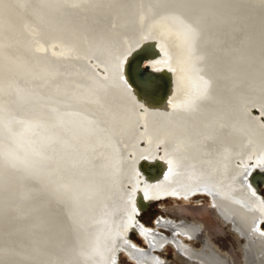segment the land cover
<instances>
[{
  "label": "bare ground",
  "instance_id": "bare-ground-1",
  "mask_svg": "<svg viewBox=\"0 0 264 264\" xmlns=\"http://www.w3.org/2000/svg\"><path fill=\"white\" fill-rule=\"evenodd\" d=\"M139 51L154 94L132 78ZM260 170L264 0H0V264H161L167 242L237 264L195 218H158L170 236L136 221L192 194L264 264Z\"/></svg>",
  "mask_w": 264,
  "mask_h": 264
},
{
  "label": "rangeland",
  "instance_id": "rangeland-1",
  "mask_svg": "<svg viewBox=\"0 0 264 264\" xmlns=\"http://www.w3.org/2000/svg\"><path fill=\"white\" fill-rule=\"evenodd\" d=\"M146 72L147 70L143 68ZM257 175V173H252V179ZM257 187V188H256ZM258 194L264 201V184L258 182L255 186ZM199 197V198H198ZM205 197V198H204ZM192 199V200H191ZM172 201V202H171ZM194 201V202H193ZM198 201V202H197ZM208 201V198L204 194H192L188 201L181 202L180 199H161L154 200L146 204V206L139 212L136 216V221L145 227L155 228L157 232L170 236V231L164 227L156 226L155 222L158 218L160 219H170L177 221L179 217H186L188 220L195 218L203 223V228L209 233L210 239L214 244V248L220 253L228 255L233 258V262L237 264H242V254L240 250V244L242 242L241 238L237 240L235 233L229 229L226 225H222L223 228L218 229V220L213 216L207 208H201ZM177 202V203H175ZM189 202V203H188ZM184 203L189 205L190 208H198L195 210H177V204L180 205ZM202 204V205H201ZM191 205V206H190ZM193 205V206H192ZM209 211V212H207ZM181 215V216H180ZM218 223V224H217ZM261 228L264 229V223H261ZM130 232V233H129ZM232 232V233H231ZM128 238L134 242L137 246L146 248V243L142 237H138V234L133 230L128 231ZM143 240V241H142ZM186 243H190L194 248H201V242L198 239L189 240L185 239ZM239 242V243H238ZM156 250V251H155ZM158 250V251H157ZM154 253L160 258L164 264H188L185 259L179 255L173 245L170 242L164 244V246L159 249H154ZM229 253V254H228ZM184 259V260H183ZM241 259V261H240ZM240 262V263H239ZM117 264H134L133 261L119 251L117 253Z\"/></svg>",
  "mask_w": 264,
  "mask_h": 264
},
{
  "label": "water",
  "instance_id": "water-1",
  "mask_svg": "<svg viewBox=\"0 0 264 264\" xmlns=\"http://www.w3.org/2000/svg\"><path fill=\"white\" fill-rule=\"evenodd\" d=\"M148 56L145 52H136L131 57L129 63V69L132 74V78L137 86L147 94H154L155 91L161 86V80L153 76L148 71V65L142 64ZM145 68L147 71L143 70ZM257 175L252 179V184L256 186L258 182L264 184V170L256 171Z\"/></svg>",
  "mask_w": 264,
  "mask_h": 264
},
{
  "label": "snow or ice",
  "instance_id": "snow-or-ice-1",
  "mask_svg": "<svg viewBox=\"0 0 264 264\" xmlns=\"http://www.w3.org/2000/svg\"><path fill=\"white\" fill-rule=\"evenodd\" d=\"M254 194H255V193H254ZM157 223H158V224H159V223H163V221H162V220H158ZM253 230H254V231H257L258 229H253ZM262 234H264V233H262ZM145 235H153V233H152V231H151L150 229H147V230H145ZM125 243L127 244L128 241H125ZM152 246H153V247L155 246L154 243H153ZM130 247L133 249L134 254H139V255H141V256L144 254V253H143V249L138 248L137 245H135V244H131ZM161 247H163V245H162ZM134 258H137V257L134 255ZM137 264H139V259H138V261H137ZM161 264H163V262H161Z\"/></svg>",
  "mask_w": 264,
  "mask_h": 264
}]
</instances>
